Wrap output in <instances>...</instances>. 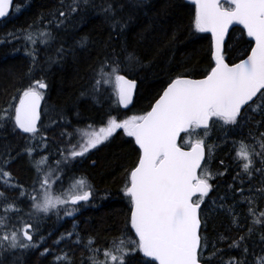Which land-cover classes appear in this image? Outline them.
Wrapping results in <instances>:
<instances>
[{
  "label": "trees",
  "instance_id": "16d2710c",
  "mask_svg": "<svg viewBox=\"0 0 264 264\" xmlns=\"http://www.w3.org/2000/svg\"><path fill=\"white\" fill-rule=\"evenodd\" d=\"M109 3L114 15L103 12ZM71 5L72 0H14L10 14L0 21V113L8 109L12 117L18 90L38 80L47 85L42 89L37 136L30 139L29 135L18 133L12 119L0 122V167L11 176L8 185L0 180V193L4 194L0 197V218L6 221V227H0V235L20 229L21 221H39L38 227L32 229L37 247L6 251L0 257L3 264H91L90 238V247L99 250L96 258L102 264L104 250L111 248L114 240L121 235L126 240L136 239L129 222L130 200L123 192L127 173L139 155L133 138L123 129H116L82 157L65 162L68 150L79 143L70 137L67 142V136L92 126L98 130L107 127L109 118L121 121L128 115L145 113L169 81L179 76L201 77L213 65L211 36L195 31V8L186 0H142L139 4L138 0H90L88 6L81 3L80 9L67 19L60 17L59 12H69ZM62 19L64 23L57 27ZM113 19L127 21L122 32L119 27L112 28ZM23 30L31 32L35 43L24 38ZM41 32H50L53 39L42 43ZM251 45L252 40L243 29L233 25L227 32L223 55L228 63H233L246 56ZM121 46L126 52L135 53L140 63L127 64ZM113 47L119 53V74L136 81L134 97L127 108L120 107L113 83H96L101 64L106 58L113 59ZM58 49L63 50L62 54ZM259 120V114L245 109L237 125L225 126L213 118L207 130L198 128L194 134L180 137L182 144L194 138L204 140L202 170L211 175V188L199 210L202 264H227L230 259L257 264L264 257V216H260L264 212V193L257 191L264 187V176L255 171L261 168V161L252 156L250 178L243 171L246 161L236 155L241 141L248 145L249 152H260L253 138L264 131V124H256ZM26 147L34 149L33 162L47 157L43 171L59 174L60 188L74 176L82 178L91 188L90 199L76 205L71 216L39 213L43 216L39 217L30 210L29 196L40 191L36 181L43 174H38L29 162ZM21 191L25 195L21 196ZM9 204L20 211L6 212ZM249 208L254 214L249 213ZM257 218L261 224L253 223ZM249 227L253 229L251 233ZM240 236H244L240 246L230 247ZM45 248L48 252L41 255ZM65 255L68 259H57ZM144 260L147 258L142 253L132 254L127 264H144Z\"/></svg>",
  "mask_w": 264,
  "mask_h": 264
},
{
  "label": "snow or ice",
  "instance_id": "6c2138e0",
  "mask_svg": "<svg viewBox=\"0 0 264 264\" xmlns=\"http://www.w3.org/2000/svg\"><path fill=\"white\" fill-rule=\"evenodd\" d=\"M13 2L14 0H0V18L10 14ZM81 3L88 6L90 0H72L70 11H60L59 16L67 19L71 13L80 9ZM139 3H142V0H138ZM192 3L195 5L193 22L195 31L211 33V55L214 61L211 70L203 79L177 77L171 80L163 90V94L145 115L134 116L123 121L109 118L107 127H101L98 133L93 132L87 141L80 145V150H76V146L73 145L65 157V162L82 157L89 149L95 148L111 137L116 129H123L128 137L134 138L138 146L137 162L128 171L123 188L124 195L130 200V224L136 239L126 240L121 235L118 240H114L112 247L104 250L105 260L102 264H127V258L130 255L141 253L143 258H149L144 260V264H202L199 210L201 202L211 188L208 182L211 175L206 170L198 174L197 169L201 168V161L205 157V144L203 139L195 141L189 139L187 143L191 145L190 149L183 150L177 144V137L182 132L192 135L201 127L207 130L213 118L222 121L225 126L237 125L245 109H250L252 113L261 116V120L256 122L257 126L264 124V0H224V2L222 0H192ZM18 10L19 6H17ZM103 12L114 15L113 5L109 3ZM110 22L113 29L119 27L121 32L127 24V21L122 23L119 19H113ZM63 23V19L59 20L57 27ZM232 24L242 25L243 32H246L255 43L251 45L250 53H244L247 56L246 59L241 58L239 63L229 66L225 63L222 47L226 45L225 34L228 32L229 25ZM23 31L24 38L35 43L31 32ZM40 36L44 38L41 42L45 44L53 39L50 32H41ZM85 40L86 38L80 43L83 45ZM109 41H111V35ZM107 46L108 42L105 44V47ZM62 51V49L57 50L61 54ZM121 51L126 52V48L121 46ZM27 54L32 55V53ZM111 55L112 60L106 58L101 64L97 72L100 79L96 83L99 84L102 80L110 84L114 78L119 102L127 105L132 99L136 81L126 79L125 75L119 74L121 71L119 53L115 47ZM124 59L129 65L140 63V58L133 52H126ZM46 87V83L38 80L27 88L18 90L19 102L15 105L14 120L15 127L23 133L35 135L38 132L37 121L40 119L39 109L43 95L40 90ZM11 118L8 109L0 113V122ZM253 138L257 140L260 152H249L248 145L243 141L240 142V148L236 151L237 157L246 161L243 164V171L250 178L253 155L258 156L261 161V168L255 171L264 176V131ZM208 150L211 151V148ZM24 151L37 173L43 174V179L36 181L40 184L42 191H38L36 196H29L35 212L47 214L51 210H56L58 215L59 206L76 205L78 201L89 200L92 193L83 190L85 185L83 179L76 181L80 187L79 192L69 195L62 188L58 194H54L50 183L51 172L43 171L47 157L33 162L34 149L26 147ZM61 155H64L63 150ZM10 179V173L0 167V180L8 185ZM55 179L60 181L61 177H55ZM257 191L264 193V187ZM3 195L0 193V197ZM20 195H25L24 191H21ZM248 202L251 204L250 199ZM220 207L223 208V205ZM13 209L14 205L9 204L5 211ZM14 210L20 211L18 208ZM228 211L231 212V209ZM249 213L254 214V210L249 208ZM65 215L71 216L72 212L65 208ZM260 216H264V212H261ZM233 222H236L235 218ZM21 223L23 227L12 231L10 235L7 233L0 235V257L4 252L12 249L27 250L37 247V244L33 243L32 229L38 227L39 221L37 220L36 224L23 221ZM253 223L261 224L262 221L257 218ZM0 227H6V221L3 218H0ZM248 231L251 233L252 227H249ZM71 235L72 233H68V236ZM63 238L62 236L60 239ZM243 240L244 236H240L239 240H233L230 247H239ZM261 240H264V233L261 234ZM59 242L60 240L55 241L57 244ZM79 242L78 239L77 243ZM91 244L90 238L88 250L93 253L89 257L91 264H101L96 258L99 250L91 248ZM243 251L247 254L248 249L245 247ZM47 252L48 249L45 248L41 255ZM212 255L214 256L215 253ZM57 259L68 258L65 255ZM0 264H3L2 260ZM227 264H246V260L230 259ZM257 264H264V257L259 258Z\"/></svg>",
  "mask_w": 264,
  "mask_h": 264
},
{
  "label": "rangeland",
  "instance_id": "374dc122",
  "mask_svg": "<svg viewBox=\"0 0 264 264\" xmlns=\"http://www.w3.org/2000/svg\"><path fill=\"white\" fill-rule=\"evenodd\" d=\"M107 71H110L109 69H106ZM113 84H114V86H116V84L114 83L115 81H114V78H113ZM111 84V83H110ZM139 117V116H137V115H130V116H128V117H126L125 119H129V118H131V117ZM124 119V120H125ZM95 131V129H92V128H88V129H85V130H83L82 131V133H80V135H81V140H82V137H84V139H83V142H82V144L83 143H85L86 141H87V139L91 136V134L93 133ZM98 133V132H97ZM192 140V139H191ZM195 140H198V139H195ZM195 140H193V141H195ZM187 142V141H186ZM185 144H188V143H185ZM16 157H19V156H17V153H16ZM42 157V156H41ZM41 157H39L38 158V160H40V158ZM200 170H202V168H200ZM200 170H199V172H200ZM203 172V170L201 171V173ZM55 177H59V174H57V173H55V174H51V179H50V183L52 184V186H53V191H54V194H58L57 192H56V188H54V183H55V181H56V179H55ZM43 179V178H42ZM80 179H82V178H79V177H73V178H71L70 180H69V182H68V185L64 188V190H66V192H67V194H73V193H77V192H79L80 191V187H79V185L76 183V181L77 180H80ZM85 186V185H84ZM39 189H40V191H42L41 190V187H40V184H39ZM85 188H83V190H84ZM64 207V209L66 208V207H69V205H66V206H63ZM69 208H67V210H68ZM34 212H35V210H33ZM54 211H56V210H51L50 212H54ZM69 211H72V209L71 210H69ZM49 212V213H50ZM28 214H29V212H28ZM38 215H39V213H37ZM42 215L44 216V213H42ZM20 236H21V234H20ZM21 239H22V237H21ZM34 243V242H33Z\"/></svg>",
  "mask_w": 264,
  "mask_h": 264
},
{
  "label": "water",
  "instance_id": "95a60500",
  "mask_svg": "<svg viewBox=\"0 0 264 264\" xmlns=\"http://www.w3.org/2000/svg\"><path fill=\"white\" fill-rule=\"evenodd\" d=\"M186 1H188V2H191L192 3V0H186ZM222 1H224V0H222ZM1 19H3V18H0V20ZM233 25H237V24H232V25H229V28L231 27V26H233ZM239 26H241L242 27V25H239ZM229 30V29H228ZM210 36H211V33H208ZM245 34H246V32H245ZM227 35V33L225 34V36ZM247 35V34H246ZM248 37V36H247ZM249 38V37H248ZM249 39H251V38H249ZM253 41V40H252ZM254 41H253V44L252 45H254ZM222 49H223V47H222ZM250 51H251V49H250ZM250 51H249V53H250ZM223 54V53H222ZM212 56V55H211ZM247 58V56H245L244 57V59H246ZM240 61V60H239ZM239 61H237V62H235V63H239ZM213 63H214V61H213ZM225 63H227L226 62V60H225ZM233 63H231V64H229V66H231ZM213 66H214V64H213ZM210 70H211V68H210ZM209 70V71H210ZM207 74V73H206ZM205 74V75H206ZM205 75H203V76H201V77H192V76H179L180 78H183V79H203L204 78V76ZM126 79H129V78H127V77H125ZM174 79H176V78H174ZM132 80V79H131ZM171 82V81H170ZM169 82V83H170ZM169 83H167L165 86H164V88L161 90V92H160V94L157 96V98L152 102V105L153 104H155V101L157 100V99H159V96L160 95H162L163 94V90L168 86V84ZM134 91H135V88L133 89V91H132V99H133V96H134ZM118 98H119V96H118ZM132 99H131V101H132ZM131 101L127 104V105H122L120 102V105L122 106V107H126V106H128V105H130L131 104ZM18 102H19V100H18ZM17 102V103H18ZM152 105L150 106V108H149V110L148 111H150L151 110V107H152ZM40 106H41V101H40ZM147 111V112H148ZM39 112H40V109H39ZM146 112V113H147ZM14 117H15V112H14ZM39 121V120H38ZM38 121H37V124H38ZM14 122H15V120H14ZM20 130V129H19ZM180 136V135H179ZM179 136L177 137V140H178V138H179ZM191 147V146H190ZM190 147H188V148H183V147H181L183 150H189L190 149ZM204 160V159H203ZM203 160L201 161V164H202V162H203ZM197 171H198V169H197ZM131 225V224H130ZM134 231V230H133ZM135 233V232H134Z\"/></svg>",
  "mask_w": 264,
  "mask_h": 264
},
{
  "label": "flooded vegetation",
  "instance_id": "af4514ba",
  "mask_svg": "<svg viewBox=\"0 0 264 264\" xmlns=\"http://www.w3.org/2000/svg\"><path fill=\"white\" fill-rule=\"evenodd\" d=\"M15 127V126H14ZM18 133H19V131L16 129V128H14ZM29 208H30V206H29Z\"/></svg>",
  "mask_w": 264,
  "mask_h": 264
}]
</instances>
